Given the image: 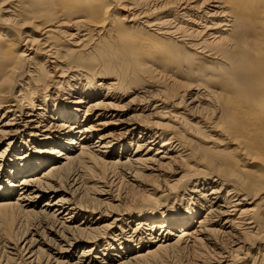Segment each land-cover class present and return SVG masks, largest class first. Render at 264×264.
I'll return each mask as SVG.
<instances>
[{
    "label": "bare ground",
    "instance_id": "6f19581e",
    "mask_svg": "<svg viewBox=\"0 0 264 264\" xmlns=\"http://www.w3.org/2000/svg\"><path fill=\"white\" fill-rule=\"evenodd\" d=\"M128 2L0 0V140L19 137L0 150V264H169L186 246L243 264L264 244V0Z\"/></svg>",
    "mask_w": 264,
    "mask_h": 264
},
{
    "label": "rangeland",
    "instance_id": "374dc122",
    "mask_svg": "<svg viewBox=\"0 0 264 264\" xmlns=\"http://www.w3.org/2000/svg\"><path fill=\"white\" fill-rule=\"evenodd\" d=\"M90 1H93L94 3H92V5H91V7L93 8V9H96L95 11H96V13H95V15L97 16V17H103V16H108L109 14H111V13H113V14H117L119 17H122L123 18V15H125V14H129V10H127V8L126 7H124L125 6V4H127V3H129L128 2V0H90ZM132 12V11H131ZM1 14V13H0ZM130 23H133V22H126V24L128 25V24H130ZM133 27H136V26H133ZM20 32L21 31H16L15 32V39L13 40V41H16V39L18 38V37H20ZM131 37H133V36H131ZM24 43V42H23ZM24 46H28V44H26V45H24ZM24 46H22L20 43L18 44V46L17 47H15V51H16V53L17 52H20V49H24ZM29 53V52H28ZM36 60L38 59V58H35ZM51 80H53V78L51 79ZM95 83H98V81H96ZM53 89H54V87H52ZM190 90H194V89H190ZM14 91H16V89H14ZM50 93H52V91L50 92ZM17 93H15V95H16ZM125 96H128V95H124V97ZM82 96L81 95H77V94H70V96H69V99H70V104L72 105V106H75L76 105V103H75V100H77V99H80ZM36 98H38V97H36ZM35 106H36V109H37V105L38 104H41L40 102H38L37 101V99H35ZM42 106L43 105H41L40 107L42 108ZM81 109H83V108H81ZM81 109L79 110V113H80V115L82 116V113L83 112H81ZM38 111V110H37ZM46 119V118H45ZM92 120V119H91ZM51 122H53V121H51L50 120V118H47L46 119V125L48 126ZM60 122H62L61 120H58L57 121V123H60ZM86 123H88V122H86ZM83 125H85V123L84 124H82V126ZM138 134L136 133L135 134V137L137 136ZM94 138V137H93ZM95 139H93V141H94ZM19 141V137L18 138H16V137H13V136H6L3 140H0V150L1 149H5L6 148V144H17V142ZM92 141V142H93ZM36 146L35 147H37V148H40V146H43L44 145V143L41 141V140H36ZM119 145L120 144H118V146L115 148V151L119 148ZM129 145V143H127V146ZM13 147V146H12ZM12 147H11V149H8V151H6V153H5V156H6V158H5V160L2 162L3 164H8L11 160H12V158L14 157V155H12ZM134 148V146H129V151H126V150H124L123 149V152H121V153H123L122 154V157H125V156H127L128 154H130V152L132 151V149ZM155 148H157V147H155ZM75 149H76V146H75ZM127 149V148H126ZM118 151V150H117ZM116 151V153L118 154L119 152H117ZM120 151V150H119ZM155 151V149L152 151V152H154ZM17 154V153H16ZM56 155V154H55ZM116 156L117 155H115V156H113V159L115 158L116 159ZM168 156H171V157H175V153H170V155H168ZM168 160V159H167ZM56 161H58V159L56 160ZM168 162V161H167ZM165 163V162H164ZM47 165L48 164H44L43 166H41V168L35 173V174H38V173H40L43 169H45L46 167H47ZM163 172V170H161V171H159L158 172V174H161ZM168 173L169 172H167V175H168ZM179 176V174H177V175H175V177L174 178H177ZM22 177V176H21ZM20 176L19 177H17V178H15V180H14V182H15V184H16V182H18V179H20L21 178ZM152 179H144L143 180V183L144 184H150ZM99 185H101V184H99ZM126 191H128V195H129V202H126V201H121V203H120V205H119V211L120 212H126L127 211V207L130 205V203L132 204V200L134 201V200H136V198L140 195V194H142V193H144L143 191H141V189H137V188H135V185H134V187H132V186H129L128 187V189H126ZM59 195V194H58ZM90 195H87V197H89ZM16 197V192L15 193H13L12 194V198L14 199ZM55 197H57V195L55 196ZM186 197V196H185ZM46 199V198H45ZM171 200L172 199H170L169 200V202H166V204L167 205H169V203H171ZM44 201V198L43 199H41L40 200V202L37 204V208L39 207V205H41V203ZM183 204V206H184V203H182ZM154 214H156V213H154ZM134 216V215H133ZM154 217H159V214L157 213V215L156 216H154ZM201 216H199V217H197L194 221H196L197 219H199ZM131 218V217H130ZM130 218H128V217H126L125 218V221L124 222H128V220L130 219ZM75 221H77V222H79L80 221V219H76ZM196 226V224L195 223H193V224H191L190 226H189V228H194ZM180 229H182V228H179L178 230H180ZM177 230V231H178ZM155 231H156V229H155ZM158 231V230H157ZM130 234V231L128 232V233H126L124 236L126 237L127 235H129ZM116 242V241H115ZM190 245V244H189ZM191 246V245H190ZM259 247V249H258V252L259 251H261L262 249L264 250V244H260V242H257V243H255L254 245H253V248L251 249V250H249V253L247 254V257L248 258H246L245 260H243V264L244 263H246V264H251V262H252V259H251V257H254V256H256L257 254V252H256V250H257V248ZM182 251H179V253L178 254H176L175 256H174V258L173 259H171L170 260V263L169 264H195V262H196V256L193 254V253H196V251H193V249H192V247H189V246H186L185 247V249H181ZM78 251L79 250H77L76 248L75 249H73V250H71V256H73L72 257V259H71V261L70 262H73V261H75L76 260V256H77V253H78ZM178 256V257H177ZM258 257V256H257ZM196 258V259H195ZM241 261V260H240ZM256 261V260H255ZM212 264V263H211Z\"/></svg>",
    "mask_w": 264,
    "mask_h": 264
}]
</instances>
